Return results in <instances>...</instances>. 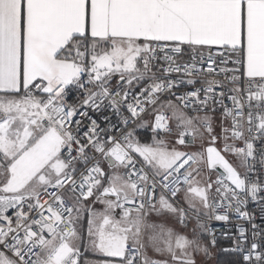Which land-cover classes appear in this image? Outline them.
Returning <instances> with one entry per match:
<instances>
[{"label": "snow or ice", "instance_id": "1", "mask_svg": "<svg viewBox=\"0 0 264 264\" xmlns=\"http://www.w3.org/2000/svg\"><path fill=\"white\" fill-rule=\"evenodd\" d=\"M0 264H264V0H0Z\"/></svg>", "mask_w": 264, "mask_h": 264}, {"label": "rangeland", "instance_id": "2", "mask_svg": "<svg viewBox=\"0 0 264 264\" xmlns=\"http://www.w3.org/2000/svg\"><path fill=\"white\" fill-rule=\"evenodd\" d=\"M230 159H233V158L230 157ZM160 222L164 223L167 227L174 228L177 231H183V229L179 225L176 224L175 218L163 219Z\"/></svg>", "mask_w": 264, "mask_h": 264}, {"label": "trees", "instance_id": "3", "mask_svg": "<svg viewBox=\"0 0 264 264\" xmlns=\"http://www.w3.org/2000/svg\"><path fill=\"white\" fill-rule=\"evenodd\" d=\"M150 134L149 135H142L141 136V139L143 140V141H145V142H149L150 141ZM217 258L218 259H221V260H223V259H225L226 257L225 256H223V255H217Z\"/></svg>", "mask_w": 264, "mask_h": 264}, {"label": "built area", "instance_id": "4", "mask_svg": "<svg viewBox=\"0 0 264 264\" xmlns=\"http://www.w3.org/2000/svg\"><path fill=\"white\" fill-rule=\"evenodd\" d=\"M215 226H216V227H220V225H219V224H216Z\"/></svg>", "mask_w": 264, "mask_h": 264}]
</instances>
